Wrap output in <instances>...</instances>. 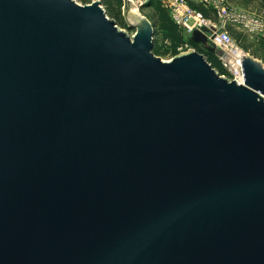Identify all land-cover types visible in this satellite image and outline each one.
I'll list each match as a JSON object with an SVG mask.
<instances>
[{
    "label": "water",
    "instance_id": "water-1",
    "mask_svg": "<svg viewBox=\"0 0 264 264\" xmlns=\"http://www.w3.org/2000/svg\"><path fill=\"white\" fill-rule=\"evenodd\" d=\"M133 2L0 0V264H264V63Z\"/></svg>",
    "mask_w": 264,
    "mask_h": 264
},
{
    "label": "built area",
    "instance_id": "built-area-1",
    "mask_svg": "<svg viewBox=\"0 0 264 264\" xmlns=\"http://www.w3.org/2000/svg\"><path fill=\"white\" fill-rule=\"evenodd\" d=\"M193 1H200L205 5L213 7L217 13L218 20H213L210 17L205 16L201 10L192 6L190 0H167L166 3L171 17L188 33L203 25L214 27V34L211 39L213 43L223 51L222 53H219L218 56L221 63L228 70V75H224L230 79H236L238 82H242L237 56L243 55L245 51L243 50V53L237 54L236 50L242 48L239 46L237 39L232 36L228 28L230 24L235 21L245 23L254 28H264V24L258 20L234 12V10L225 5L222 0ZM186 48H189L188 44L178 46L179 52L185 51Z\"/></svg>",
    "mask_w": 264,
    "mask_h": 264
},
{
    "label": "rangeland",
    "instance_id": "rangeland-1",
    "mask_svg": "<svg viewBox=\"0 0 264 264\" xmlns=\"http://www.w3.org/2000/svg\"><path fill=\"white\" fill-rule=\"evenodd\" d=\"M81 3H91L95 0H78ZM134 4L139 7L142 14L146 15L150 20L153 18L154 11L156 10V5L161 4L162 7L168 10L167 0H155L153 5L148 3L152 0H133ZM154 1V0H153ZM225 5L234 12L240 13L244 16L258 20L264 24V0H222ZM202 3L200 1L190 0V3ZM103 7L105 8L107 14L114 18L121 28L126 29L130 34L135 32V28H128L127 22L123 14V0H101ZM146 3V4H145ZM148 4V5H147ZM203 4V3H202ZM169 12V10H168ZM255 22V21H254ZM229 31L234 38L238 34L237 41L239 46L247 53L252 56L262 60L264 63V28H254L242 22H233L229 26ZM163 32L156 34V40L158 39L159 44L162 42ZM158 44V43H157ZM192 47L186 48L188 50ZM163 59H170L173 53L170 52L166 46L162 47V50L156 53ZM228 75V74H226Z\"/></svg>",
    "mask_w": 264,
    "mask_h": 264
},
{
    "label": "trees",
    "instance_id": "trees-1",
    "mask_svg": "<svg viewBox=\"0 0 264 264\" xmlns=\"http://www.w3.org/2000/svg\"><path fill=\"white\" fill-rule=\"evenodd\" d=\"M154 3L155 0H152V2L148 4L153 5ZM191 4L194 8L201 10L205 16H210V13L214 10L212 7L206 6L202 3L197 4L192 2ZM151 21L154 25V53H158L162 50V47L166 46L167 49L175 55L179 53L178 46L188 44L189 47L196 48L200 52L204 53L208 61H210L221 74H228V70L221 63L218 54L210 51L203 44L193 41L190 38L189 33L182 26L176 23V21H174L168 10L162 7L160 3L156 5V10L154 11ZM159 32H163V44L161 45L159 44L158 39L156 40V34ZM235 35L239 37L238 34ZM237 37L235 39H237Z\"/></svg>",
    "mask_w": 264,
    "mask_h": 264
},
{
    "label": "crops",
    "instance_id": "crops-1",
    "mask_svg": "<svg viewBox=\"0 0 264 264\" xmlns=\"http://www.w3.org/2000/svg\"><path fill=\"white\" fill-rule=\"evenodd\" d=\"M206 6H209V5H206ZM211 7V6H210ZM213 8V7H212ZM214 9V8H213ZM213 12H211L210 13V16H207V17H210L211 19H213V20H218V16H217V13H216V11H215V9L214 10H212Z\"/></svg>",
    "mask_w": 264,
    "mask_h": 264
},
{
    "label": "bare ground",
    "instance_id": "bare-ground-1",
    "mask_svg": "<svg viewBox=\"0 0 264 264\" xmlns=\"http://www.w3.org/2000/svg\"><path fill=\"white\" fill-rule=\"evenodd\" d=\"M133 4H134V2H133ZM135 5V7H136V11L138 12V10H139V8H138V6L136 5V4H134ZM236 52H237V54H241V53H243V49H237L236 50Z\"/></svg>",
    "mask_w": 264,
    "mask_h": 264
}]
</instances>
